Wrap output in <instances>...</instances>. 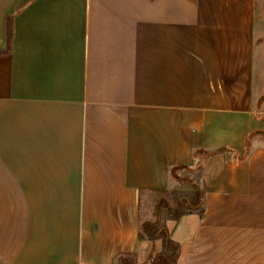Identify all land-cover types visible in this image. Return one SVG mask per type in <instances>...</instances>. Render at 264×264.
<instances>
[{
	"label": "crops",
	"instance_id": "obj_1",
	"mask_svg": "<svg viewBox=\"0 0 264 264\" xmlns=\"http://www.w3.org/2000/svg\"><path fill=\"white\" fill-rule=\"evenodd\" d=\"M263 42L259 0H0V264H147L200 149L177 264H264Z\"/></svg>",
	"mask_w": 264,
	"mask_h": 264
},
{
	"label": "trees",
	"instance_id": "obj_2",
	"mask_svg": "<svg viewBox=\"0 0 264 264\" xmlns=\"http://www.w3.org/2000/svg\"><path fill=\"white\" fill-rule=\"evenodd\" d=\"M12 29L9 30V46L7 52L11 50ZM1 53V52H0ZM217 151L207 150H195L193 153V163L191 165H184L171 170L173 177H176V172L181 169H185L193 173V169L198 167V171L205 167L207 161ZM193 165H195L193 167ZM195 189L194 198L189 201H185V198H181L178 202L177 208H171L169 200L162 197L157 202L152 219H141L139 227V233L141 239H147L149 241H162L163 248L160 252H153L149 258L147 264H177L180 256V244L175 242L170 235V231L167 227V221L170 219L176 220L183 215L189 213H203L205 198L204 194L198 184L189 182ZM164 191H156L155 193H161ZM186 207V208H185ZM167 216H166V215ZM164 215L166 217H164Z\"/></svg>",
	"mask_w": 264,
	"mask_h": 264
},
{
	"label": "rangeland",
	"instance_id": "obj_3",
	"mask_svg": "<svg viewBox=\"0 0 264 264\" xmlns=\"http://www.w3.org/2000/svg\"><path fill=\"white\" fill-rule=\"evenodd\" d=\"M259 12H264V1L259 0ZM264 44V42H263ZM257 81L260 82L263 78L262 92L264 95V45L262 50H259L257 56ZM262 108L264 109V100ZM195 165H193L194 167ZM191 174L190 171L181 169L178 171L176 177L170 182L169 187L161 193H145L141 200V219H152L155 206L160 198L165 197L169 200L171 208H177L178 202L181 198H185V201H189L194 198L195 189L189 183L192 181L198 184L199 171L198 167H195ZM194 175V176H193ZM174 176V175H173ZM186 208V207H185ZM166 215V214H165ZM164 215V217H166Z\"/></svg>",
	"mask_w": 264,
	"mask_h": 264
}]
</instances>
